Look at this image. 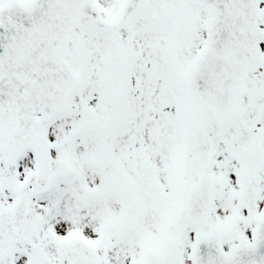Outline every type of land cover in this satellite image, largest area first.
<instances>
[{
	"label": "snow or ice",
	"instance_id": "1",
	"mask_svg": "<svg viewBox=\"0 0 264 264\" xmlns=\"http://www.w3.org/2000/svg\"><path fill=\"white\" fill-rule=\"evenodd\" d=\"M0 264H264V0H0Z\"/></svg>",
	"mask_w": 264,
	"mask_h": 264
}]
</instances>
